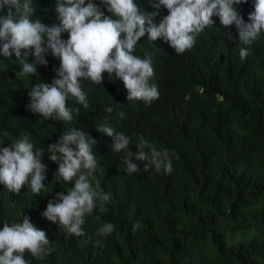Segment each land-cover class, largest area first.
Returning a JSON list of instances; mask_svg holds the SVG:
<instances>
[{"label":"trees","instance_id":"obj_1","mask_svg":"<svg viewBox=\"0 0 264 264\" xmlns=\"http://www.w3.org/2000/svg\"><path fill=\"white\" fill-rule=\"evenodd\" d=\"M53 3V2H52ZM141 7L151 11L147 0ZM49 3L39 0L35 16L45 23ZM251 0L238 6L247 19ZM167 13L161 8L159 15ZM159 15L156 20H159ZM198 35L190 53L174 55L161 39L152 44L147 34L137 55L150 56L156 103L147 107L126 100L121 81L104 73L101 85L86 82L89 107L76 118L87 128L107 118L113 128L130 137V149L143 139L167 150L172 171L125 170L120 153L111 152V138L93 147L100 188L111 194L103 213L85 217V236L77 237L40 216L47 200L68 185L50 184L48 192L19 193L0 185V221L28 215L43 229L54 251L32 264H264V34L241 60L234 26L231 39L217 17ZM37 76L50 82L58 59L49 55ZM0 74V138L5 145L26 134L37 146L54 142L67 122L44 121L25 108L27 88L37 76L19 77L14 61ZM67 103V101H66ZM69 103L75 105L74 99ZM111 107V112L105 108ZM7 136H3V133ZM51 180L57 164L47 159ZM140 168L142 169V162ZM105 221L113 233L99 237ZM133 224L138 227L133 229ZM2 227V224H0Z\"/></svg>","mask_w":264,"mask_h":264},{"label":"clouds","instance_id":"obj_2","mask_svg":"<svg viewBox=\"0 0 264 264\" xmlns=\"http://www.w3.org/2000/svg\"><path fill=\"white\" fill-rule=\"evenodd\" d=\"M39 0H0V74L14 61L19 77L37 76L39 65L47 66V57L58 59L52 79L36 82L27 88L25 108L44 121L67 122L68 128L46 148L37 146L26 134L5 145L0 138V185L12 193L26 187L30 193L48 192L50 184L68 185L47 200L40 216L63 227L73 236H85V217L103 213L111 194L100 188L94 173L98 171L93 147L107 136L111 152L120 153L129 173L138 170L172 171L167 150H158L146 140H139L135 151L130 137L113 128L107 118L90 129L80 118L82 106L89 107L86 82L101 85L104 73L111 81L119 80L126 90V100L141 107L157 101V85L151 82L150 56L136 54L141 37L147 34L152 44L161 39L174 55L192 52L199 33L213 26L217 17L225 35L231 39L230 26L237 34L239 57L243 60L251 44L264 34V0H251L252 11L245 20L238 6L248 0H147L151 11L141 7V0H46L50 14L45 23L34 15ZM53 2V3H52ZM161 8L167 13L159 15ZM159 15V20L156 17ZM70 98L76 104L69 103ZM67 101V103H66ZM111 112V107L105 108ZM7 136V133H3ZM47 159L57 167L48 183ZM142 162V169L140 163ZM0 264L41 263L54 251L43 229L37 228L28 215L19 221H0ZM138 224H133V229ZM115 225L102 222L99 237L113 233Z\"/></svg>","mask_w":264,"mask_h":264},{"label":"rangeland","instance_id":"obj_3","mask_svg":"<svg viewBox=\"0 0 264 264\" xmlns=\"http://www.w3.org/2000/svg\"><path fill=\"white\" fill-rule=\"evenodd\" d=\"M240 264V263H239Z\"/></svg>","mask_w":264,"mask_h":264}]
</instances>
